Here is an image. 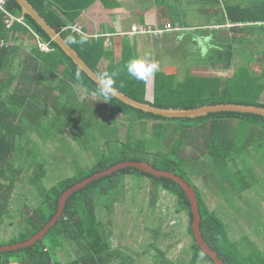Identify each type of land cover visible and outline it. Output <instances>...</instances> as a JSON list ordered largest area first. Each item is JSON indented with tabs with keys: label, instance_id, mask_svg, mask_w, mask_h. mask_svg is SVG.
Here are the masks:
<instances>
[{
	"label": "trees",
	"instance_id": "1",
	"mask_svg": "<svg viewBox=\"0 0 264 264\" xmlns=\"http://www.w3.org/2000/svg\"><path fill=\"white\" fill-rule=\"evenodd\" d=\"M28 1L52 29H58L63 39L66 40V42L78 52L101 77L104 72L118 71L116 87L119 91L123 92V94L137 102L149 104L156 108L176 110H196L207 106L226 104L264 108V53H258V57H256L260 67L259 73L252 72L250 65L236 70L233 69L235 60L234 55L237 49L236 45H229L226 50L220 53L213 52V56L208 57L206 61L208 63L209 59L211 60V66L206 65V68H215L219 72H230L226 79L225 76L217 75L204 77L193 75L190 72L186 75L184 80L179 81L176 79L175 74L164 75V73L160 72L155 77L153 101H149L147 99L146 80L142 83L138 82V80L131 77L127 69L121 65H112L110 68H104L102 60L107 57L105 38L95 39L89 37L88 42L84 45L71 42L72 39L78 40L80 37V33L74 32L72 27H75L80 17H82L85 12L91 10L99 0ZM7 10L16 17L25 19L26 23L40 36L41 40L48 43L53 49L50 52H45L39 48L37 42L33 49L31 48L32 50L29 49L30 51L25 47L19 46L23 36L30 35L29 31L20 25H17L14 30L15 34L21 36L18 44L15 47H0V82L4 84V90L0 88V91H7L8 94L6 100L0 102V129L7 132L3 137L0 136V234L5 224V214L10 208L12 195L18 188V182L28 183V180L32 179V176H30L27 181H19L13 177L14 173L17 171L12 167L13 150L16 147L17 141L15 138L16 136L17 138L18 136L22 138V136L26 135L23 128L25 124L23 113L29 104L28 97L26 96L27 84L21 88L20 92L19 90L15 92L11 91L14 77L20 78V80L26 83L31 76L39 72L40 66L42 67V65H45L49 69L51 76L57 75L60 68L65 67V72L70 78L82 84L89 91V94L97 96L95 95L97 81L62 50L46 31L44 32L42 28L39 27L32 17L25 16L22 6L17 1L9 0ZM230 16L233 22L243 20L244 23L255 24L252 27L235 26L233 28V35L241 34L240 37L245 38L252 33H257L260 39L263 38L264 40V2L258 9L253 11L249 9L242 11V15L240 14L239 16L235 11L232 12L231 10ZM258 23H261V25H258ZM10 36L11 32L8 31L7 26H5V16L2 15L0 16V40L10 39ZM235 42L242 46L247 44L243 40H236ZM215 53L219 54V56H216ZM244 59L246 61L252 60L251 57H246ZM235 82H241L250 89L253 84L256 85L259 89L257 99L239 103L230 101L231 87ZM121 85L123 86L121 87ZM206 85H208V91H206ZM98 98L103 100L102 97ZM105 102L115 111L126 115L132 123L161 121L169 124L167 127L171 128V124L180 122L184 124L185 129L181 128L178 130L184 129V132L179 135L180 139L170 146L171 148L167 153L155 155L152 158L154 161H148V159L136 155L138 151H141V148L138 142H135V138L130 136L125 143H120L116 149L108 155L98 151L96 154L98 161L93 168L79 171L78 174L71 175L61 180L49 190L41 188V186L39 188L37 185V181L40 177L48 173L46 165L41 164L39 172L36 171L34 176H38V180L33 182L32 179L31 182L33 188L38 190L43 203L38 208H34L32 214L25 219L26 228L30 233L23 235L20 243L27 241L39 233L56 217L60 209L62 197L74 189L78 184L84 183L92 179L95 175L103 173L127 161L139 163L146 162L157 170L182 177L193 186L201 207L202 233L211 247L218 251L219 256L223 259L225 264H264V252H260L259 246L256 247L255 251H250L249 248L245 247H250L249 245L240 244L238 241L234 240L221 214L211 210L204 199L203 192L193 183L195 173L199 172L198 175H202V173L208 174V172L213 171L216 175L219 174L221 179L225 178L227 180L226 185H229L228 181L231 177L229 174H234L233 168L237 167V158L244 159L251 151V146L248 148L241 147L239 138L237 144L235 143V139L232 138V135L235 133L233 126L236 121L259 130L260 134L258 135L260 137L254 139V145L259 146L257 152L264 153V116L237 112H222L195 119H166L133 108L115 97ZM67 105L62 107L60 102H58L57 106L58 108L60 107V110L58 111V108H56L57 113L60 116H65V119H62V121L65 120L67 123L74 125L76 122V116L74 115L76 109ZM70 105L73 106V102L70 103ZM11 119H13L14 122L18 120V124L12 123L10 121ZM200 123H205V125L202 126L203 131L192 128L193 125H198ZM75 127L78 132L84 130L82 127H77V125ZM206 127L207 134L205 131ZM191 129H193V134L191 133ZM8 130L12 131V135L9 136ZM190 134L193 138H196L194 145L199 143L204 144L202 145L204 147V149H202V155H206L207 160L204 162L202 160L200 161L204 164V168L202 165L199 167L203 172L196 170L197 166L195 162L189 167L186 166V161L189 162L193 156H188L187 153L185 157L182 156L184 154L179 152L181 147V142L179 141L183 142L185 139L189 145L191 140L188 139V136ZM136 146L137 149H135ZM205 148H207V152H205ZM146 151L147 150H144V152ZM231 164L233 166H231ZM236 170V176L241 177L239 180L242 181L241 184L244 190H251L260 182L257 178L258 175L253 169H247L245 171L242 166L241 169L236 168ZM19 172L21 173V171ZM189 172L193 174H189ZM127 176L150 179L156 184V188H160L168 195L176 198V213L178 215L184 213L189 215V233L193 238L191 248L194 250V255L190 263L184 262L183 264H202L203 259H206L210 264H217L216 260L205 251L197 240L194 231L195 216L192 202L182 186L171 179L158 178L136 168H127L117 171L110 176L92 182L87 188L73 194L67 201L62 218L42 241H39L32 247L19 251L0 253V264H10L13 261H18L21 264H134L133 262H127L128 260H134V255L131 254V251L115 245L111 240L113 235V232L110 230V228H112V221L104 223L98 215L99 207L104 208L106 211H110L109 209L111 207H108L110 201L107 200L113 198L114 195L121 194L119 189H122ZM231 184H233V179ZM112 203L114 204L117 202L112 200L111 204ZM152 205H155V200ZM241 242L246 241L242 240ZM61 251L66 254L74 253L75 255H70L69 259L66 260L67 262H64L59 257ZM157 251L159 252L160 249ZM159 254L161 258L159 259V264H176L175 261L166 258L164 251Z\"/></svg>",
	"mask_w": 264,
	"mask_h": 264
},
{
	"label": "crops",
	"instance_id": "2",
	"mask_svg": "<svg viewBox=\"0 0 264 264\" xmlns=\"http://www.w3.org/2000/svg\"><path fill=\"white\" fill-rule=\"evenodd\" d=\"M263 2V0H99L91 10L80 17L75 27L82 29V33L88 37L105 38L107 57L102 60L104 68H110L112 65H121L126 68L131 59L138 57H148L152 62L159 63L162 66L159 65V71L146 80L147 99L153 101L154 82L158 73L162 72L164 75L175 74L176 79L179 81L184 80L186 75L194 70L206 73V70L215 69L206 68L208 57L213 56V52L220 53L226 50L229 45H236L237 47L234 55V70L248 65V60L245 62L244 59L246 57H251V61L255 62L254 66L259 67L256 57H258V53H264L263 38L260 39L257 33H252L245 38H241V34L234 33L236 35H233L235 26L252 27L255 24L244 23L243 20L233 22L230 13L232 10L239 16L242 15V11L258 9ZM167 24H171L179 30L164 32L159 36L152 34L131 35L134 26H143L155 30L164 29ZM258 25H261V23H258ZM236 40H243L247 44L242 46L237 44ZM257 44L259 45L258 48H256ZM34 45H36L35 39L31 35H26L23 36L19 46L29 50L33 49ZM243 47H249V50ZM159 48L161 51H159ZM162 56L165 59L169 57L172 61L168 63L165 60L164 64L160 63L163 62ZM216 56H219V54H216ZM252 72L259 73L260 67L258 71L252 70ZM219 73L226 76L230 72L220 71ZM200 76L206 77V74ZM138 82L142 83L143 81L138 80ZM25 84H27L26 96L29 103L23 113L25 123L23 128L26 135L22 138L16 136V147L13 150L14 155L12 157V167L17 170L13 177L17 180L27 181L32 176L33 182H36L38 176L34 177L35 173L36 171L39 172L40 165L44 164L48 173L40 177L37 185L39 188L40 186L41 188L54 186L61 181L55 180L56 163L93 164L88 168H80L82 169L80 171L91 169L98 161L96 158L98 151L108 155L120 143H125L130 138L128 129L130 124H133L130 119L126 115L115 111L98 96L89 94V91L82 84L66 74L65 67L60 68L57 75L51 76L49 69L42 65L39 72L31 76L26 83L20 78L14 77L11 91L19 90L20 92ZM0 88L4 90L3 82H0ZM3 90L0 91V102H4L8 96L7 91ZM66 90L73 91L78 97L71 99L66 95ZM58 102L62 107L72 102L76 106L74 112L76 122L74 125L67 123L65 120L62 121L65 116L58 115L56 110ZM78 104L86 105L87 110L83 111L80 106H77ZM94 110L97 116L85 120L86 115L90 113L93 115ZM103 114H117L122 121L121 126L119 128L114 126L109 129L102 128L99 137H97L95 151H87L84 154H78L76 158L66 159L68 153H74L78 147L84 144L94 122L99 120L108 121ZM83 120L86 121L89 129L82 126ZM10 121L18 124V120L14 122L11 119ZM76 125L84 130L78 132ZM70 129H74L71 136L68 134ZM233 129L235 133L232 138L235 139L236 144L238 131H246L244 145L247 148L251 146V151L255 147L256 151L259 150L257 149L259 146L254 145V139L260 137L258 129L239 121L234 122ZM8 131L9 136L12 135V131ZM6 134V131L0 129L1 137ZM55 143L59 145L56 146ZM55 147L57 149L51 151ZM19 161H21V164ZM238 163H240L239 157L237 158ZM52 164L54 165L51 166ZM32 179L28 180V183L18 182V186H30V189L41 200L40 205L38 204L39 207L43 200L38 190L33 188ZM238 188L242 189V194L250 191L244 190L242 184ZM31 210L33 212L34 209ZM8 212H11L10 208Z\"/></svg>",
	"mask_w": 264,
	"mask_h": 264
},
{
	"label": "rangeland",
	"instance_id": "3",
	"mask_svg": "<svg viewBox=\"0 0 264 264\" xmlns=\"http://www.w3.org/2000/svg\"><path fill=\"white\" fill-rule=\"evenodd\" d=\"M258 47L259 45L257 44L256 48ZM243 48L249 50V47ZM159 51H161L160 48ZM161 59L163 62L160 63L163 64L165 60L168 63L172 61L169 57L165 59L164 56H162ZM186 61L187 59L185 62ZM247 63L250 65L251 71L259 70V67L254 66V61L252 62L250 60ZM208 66H211L210 59ZM160 67L162 66L160 65ZM191 72L193 75L197 74L199 76L202 74H206V76H225L219 73L218 70L215 71V69L210 71L206 70V73H200L198 70ZM227 77L228 75L225 76V79ZM249 89L247 85H243L241 82H235L231 87L230 101L239 103L251 99L256 100L259 89L254 84L251 89ZM206 91H208V85H206ZM65 92L71 99L78 97V95L74 94L71 90H66ZM67 106L73 107L74 109L76 108L75 105L71 106L70 103H68ZM77 106H80L83 111L88 108L86 105L82 104H78ZM86 116L85 120H89L90 118H95L97 114L94 110L93 115L90 113ZM103 116L108 121L104 122L99 120L98 122H94L84 144L78 147L74 153H68L66 159L76 158L78 154H84L87 151H95L97 148V137H99L102 128L109 129L112 126L119 128L121 126L120 124L122 121L117 114H103ZM85 120H83L82 126L89 129ZM168 125L169 124L161 121L150 123L144 121L142 123L139 122V124H130L128 132L131 137L135 138V142H138L141 148V151H138L136 155L148 159V161H154L152 158L155 155L167 153L171 148L170 146L180 139L179 135L183 133L185 129L184 124L180 122L171 124V128L167 127ZM204 125L205 123L195 124L192 128L203 131L202 126ZM181 128L184 129L178 130ZM193 129H191V133ZM73 130L74 129L68 130L70 136ZM205 131L207 134V127ZM246 134V131H238L241 147H246L243 144ZM188 139L191 140L189 145L185 139L183 142L179 141L181 142L179 152L184 154L182 156L185 157L187 153L188 156H193L189 162L186 161V166L189 167L195 162L197 166L196 170L203 172L199 167L202 165L204 168V164L200 161L202 160L204 162L207 160V156L202 155V149H204L202 145L204 144L199 143L194 145L196 138H193L191 134L188 136ZM55 145L58 146L59 144L55 143ZM55 149H57V147L52 148L51 151ZM135 149H137V146ZM144 150L147 151L144 152ZM205 152H207V148H205ZM52 159L54 160L53 157ZM19 163L21 164V161H19ZM232 164L231 166H233ZM242 164H244L243 167L245 171L247 169H253L260 181L255 188L245 194H242V189L238 188L242 182L239 180L241 177L236 176V168L241 169ZM53 165L54 164L51 166ZM91 166H93V164L79 165L56 163L54 172L55 180H64L71 175L78 174L79 171L82 170L80 168H88ZM236 168H233L235 176L234 174H229L231 177L229 178L228 186L226 185L227 180L225 178L221 179L220 175H216L213 171L208 172V174L202 173V175H198L199 172L195 173L193 183L203 192L204 199L211 210L221 214L234 240L238 241L240 244L249 245L250 247H245L249 248L250 251H255L256 247L259 246L260 252H264V153L257 152L255 147L244 159H240V163L237 164ZM189 174L193 173L189 172ZM232 179L233 184H231ZM155 185L156 184L148 178L127 176L122 186L123 190L119 189L121 194L114 195L113 198L107 200L110 201V205H108V207H111L109 209L110 211H106L104 208L99 207L98 215L104 223L112 221V228H110V230L113 232L111 237L113 243L131 251V254L134 255V260H128L127 262H133L134 264H159V259H161L159 253L164 251L166 258L175 261L176 264H183L184 262L190 263L194 255V250L191 248L193 238L189 233L190 217L187 213L178 215L176 213V198L168 195L160 188H156ZM51 188H53V186H47V188L44 189L49 190ZM36 195L37 194L30 189V186H18L11 199V212L5 214V224L0 234L1 246H10L20 243L23 235L30 233L26 228L25 219L32 214V210L30 211V209H36L38 208V204L40 205L41 200L39 196ZM112 200H115L117 203H114L115 205L113 203L111 204ZM151 200L152 204L155 200V205L151 204ZM240 240H245L246 242H241ZM158 249H160L159 252L157 251ZM70 255L74 256L75 254H66L63 251L59 253V257L64 262H67L66 260L69 259ZM202 264L210 263L206 259H203Z\"/></svg>",
	"mask_w": 264,
	"mask_h": 264
},
{
	"label": "water",
	"instance_id": "4",
	"mask_svg": "<svg viewBox=\"0 0 264 264\" xmlns=\"http://www.w3.org/2000/svg\"><path fill=\"white\" fill-rule=\"evenodd\" d=\"M17 1L24 10L25 16L32 17L39 27L42 28V30L51 37V39L62 49L64 50L80 67H82L92 78H94L96 81L101 76L99 73H97L86 61L85 59L79 55L78 52H76L67 42L63 39L61 34L58 32V29H52L47 22L39 15L38 11L30 4L28 0H15ZM119 95L115 98L119 99L120 101L126 103L127 105L142 110L146 113H152L158 116H161L166 119H195L198 117H204L208 116L213 113H222V112H237V113H244V114H257L264 116V108L260 107H254V106H246V105H237V104H226V105H217V106H207L196 110H176V109H161L156 108L149 104H144L135 101L134 99L126 96L123 94V92L119 91ZM127 168H136L140 171H143L145 173L151 174L153 176H156L158 178H167L171 179L175 182H177L179 185L182 186L184 191L188 194L192 206H193V213L195 216L194 221V231L195 235L197 237V240L199 244L202 245V247L205 249L207 253H209L215 260L217 264H225L223 259L219 256L218 251L213 249L211 245L207 242L205 239L203 233H202V214H201V207L199 203V199L197 196V193L195 192L193 186H191L190 183H188L185 179L182 177H179L175 174L164 172L155 169L151 165L145 162H132L127 161L120 165H117L103 173L97 174L92 179L85 181L84 183H80L77 186H75L74 189L69 191L67 194H65L60 202V209L56 217L49 222L39 233L28 239L27 241L16 244V245H10V246H0V253L9 252V251H19L25 248L32 247L36 245L39 241H42L54 228L59 220L62 218L65 207L67 204V201L69 198L79 192L80 190H83L87 188L92 182L102 179L106 176H110L114 174L117 171L124 170Z\"/></svg>",
	"mask_w": 264,
	"mask_h": 264
},
{
	"label": "clouds",
	"instance_id": "5",
	"mask_svg": "<svg viewBox=\"0 0 264 264\" xmlns=\"http://www.w3.org/2000/svg\"><path fill=\"white\" fill-rule=\"evenodd\" d=\"M88 39L89 37L86 34L81 33L78 40L72 39L71 42L84 45L88 42ZM126 69L131 77L137 80L144 81L159 71V64L156 62H152L148 57H138L131 59L127 63ZM117 76L118 71L104 72L103 76L98 78L97 80V88L95 90V95H97L98 97H102L105 101H109L112 98L118 96L120 93L118 88L116 87ZM122 86L123 85H121V87Z\"/></svg>",
	"mask_w": 264,
	"mask_h": 264
},
{
	"label": "built area",
	"instance_id": "6",
	"mask_svg": "<svg viewBox=\"0 0 264 264\" xmlns=\"http://www.w3.org/2000/svg\"><path fill=\"white\" fill-rule=\"evenodd\" d=\"M9 0H0V16H5V26H7L8 31L11 32L10 39L0 40V47L9 48L15 47L18 43L19 38L21 37L19 34H15L14 30L17 25L22 26L24 29L28 30L30 35L36 39V42L40 49L44 51H51L52 48L45 42H43L40 36L26 23L25 19H21L13 15L11 12L7 10V4ZM73 31L82 33V29L77 27H72ZM179 29H175L171 24H167L164 29H151L143 26H134L132 28L131 35H147L152 34L155 36L162 35L164 32L176 31ZM10 264H21L18 261H13Z\"/></svg>",
	"mask_w": 264,
	"mask_h": 264
}]
</instances>
